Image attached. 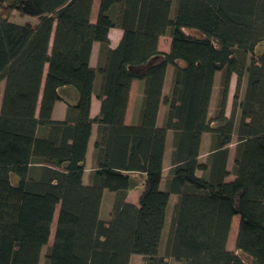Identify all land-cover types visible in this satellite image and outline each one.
Listing matches in <instances>:
<instances>
[{"label":"trees","instance_id":"16d2710c","mask_svg":"<svg viewBox=\"0 0 264 264\" xmlns=\"http://www.w3.org/2000/svg\"><path fill=\"white\" fill-rule=\"evenodd\" d=\"M94 5L0 0V264H130L134 255L144 264H264V0H100L95 19ZM16 12L33 19L16 22ZM113 28L123 32L116 48ZM135 80L145 85L140 122L128 126ZM60 101L68 108L57 121ZM138 185L134 205L127 196Z\"/></svg>","mask_w":264,"mask_h":264},{"label":"crops","instance_id":"0c3cea01","mask_svg":"<svg viewBox=\"0 0 264 264\" xmlns=\"http://www.w3.org/2000/svg\"><path fill=\"white\" fill-rule=\"evenodd\" d=\"M99 1L100 0H95V4H96V2H99ZM122 35H123V32L120 29L113 28L110 30L109 39H110V47L111 48H116L119 45L121 38H122ZM163 41H165V42H163ZM163 43H164V45H166V47H163ZM170 44H171V39L169 37H161L160 41H159V50L162 52H168L170 49ZM99 51H100V45H99V43H95L93 45L92 53H91V57H90V65L92 67H96V65L98 64ZM172 74H173V70L170 73V68L168 67L166 78H165L164 90H163L164 95L168 94V92L170 90L171 82H172ZM144 88H145V85H144L143 81L135 80L132 82V86H131V90H130L129 103H128V108H127L126 117H125V123L128 126H130L132 124H138L140 122V112H141V108H142ZM229 99H230V97H229ZM229 102H230V100H229ZM100 107H101L100 100L96 96H94L92 99V105H91V117L92 118L96 117L99 114ZM67 108H68V106L65 102H63V101L57 102L55 104L54 111H53L54 120H57V121L64 120L66 117V114H67ZM165 112H166V107L162 106L160 108V112H159V116H158V125L163 124ZM97 133H98V126L94 125L93 130H92V136L90 138V142H89V146H88L87 156H86V170L84 173V182L85 183H89L90 176L93 173L94 143H95V140L97 138ZM172 138H173V133L170 132L168 134V138H167L166 155H165V161H164L163 186L166 183V178H167L168 171L170 168V158H171V152L173 149ZM209 141H210V136L204 135L203 141H202V146H201L203 156H205L208 153ZM234 152H230L229 161H228V169L229 170H231L232 166H233ZM232 179H233V176H230L228 178V180H232ZM139 189H140V185H138L137 187H135L134 189H132L128 192L127 202L134 204V205H138ZM106 196H107V199H105L106 202L104 201L105 205H106V210L105 209L104 210L106 212L105 216L107 217L109 215V211H110V208L112 206L114 194L108 193ZM175 200H176V197L172 196L171 206L174 204ZM102 211H103V209H102ZM238 224H236V227ZM237 232H238V230H237ZM236 237H237V235L234 238L235 243H236ZM234 249L235 248H233V249L231 248V251H233Z\"/></svg>","mask_w":264,"mask_h":264},{"label":"rangeland","instance_id":"374dc122","mask_svg":"<svg viewBox=\"0 0 264 264\" xmlns=\"http://www.w3.org/2000/svg\"><path fill=\"white\" fill-rule=\"evenodd\" d=\"M98 6H99V2H96L95 6H94L95 8H94V11H93V17L94 18H96L97 11H98ZM13 19L16 22H22L25 19L32 20L33 18H31L29 16H24V18L22 19V17L16 12L13 15ZM163 42H165V41H163ZM163 47H166V45H164V43H163ZM169 68H170V73H171V71L173 69H172V67H169ZM235 84H236V76L233 77L232 82H231L230 99H229L230 100V102H229L230 104H228V113H230L231 101H232L233 93H234V90H235ZM3 87H4V85L2 84L1 85V90L2 91H3ZM1 99H2V95H0V105H1ZM235 140L236 139L234 138V144L232 145L231 152H234V149H235ZM14 179H15L14 182H17L18 181V178L17 177H14ZM57 216H58V211L56 212L55 220H54V223H53V226H52V236H51V239H50V244H52V242H53L54 232H55V227H56V221H57ZM239 221H240V217L239 216H236L234 218V220H233L232 227H231V231H230V236H229V240H228V249L229 250H231V248L232 249L235 248V239L234 238L237 235ZM236 224H238L237 227H236ZM45 249H47V247L44 248V252H43L44 254H45ZM42 259H43V257H42ZM130 264H144L143 257L140 256V255H134V256H132ZM171 264H179V263L172 260L171 261Z\"/></svg>","mask_w":264,"mask_h":264}]
</instances>
